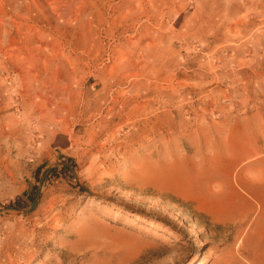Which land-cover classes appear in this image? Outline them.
Listing matches in <instances>:
<instances>
[{
	"label": "rangeland",
	"instance_id": "rangeland-1",
	"mask_svg": "<svg viewBox=\"0 0 264 264\" xmlns=\"http://www.w3.org/2000/svg\"><path fill=\"white\" fill-rule=\"evenodd\" d=\"M67 157L0 264H264V0H0V206Z\"/></svg>",
	"mask_w": 264,
	"mask_h": 264
},
{
	"label": "trees",
	"instance_id": "trees-1",
	"mask_svg": "<svg viewBox=\"0 0 264 264\" xmlns=\"http://www.w3.org/2000/svg\"><path fill=\"white\" fill-rule=\"evenodd\" d=\"M73 169V162L72 159L67 157L64 161L61 162L60 165L56 167H49L44 169V165L38 166L34 171L35 183L31 184L29 191L22 196H18L12 201L7 203H3L0 206V211L3 208H22L25 204L29 203V208L32 210L35 206L38 196H39V187L42 185L46 179L51 177H56L57 173H64L68 174Z\"/></svg>",
	"mask_w": 264,
	"mask_h": 264
},
{
	"label": "bare ground",
	"instance_id": "bare-ground-1",
	"mask_svg": "<svg viewBox=\"0 0 264 264\" xmlns=\"http://www.w3.org/2000/svg\"><path fill=\"white\" fill-rule=\"evenodd\" d=\"M55 9V8H54ZM56 12V11H55ZM25 38V37H24ZM106 51V50H105ZM97 57V56H96ZM60 58V57H59ZM98 58V57H97ZM66 59V58H65ZM64 59V60H65ZM69 60V59H68ZM30 63V62H29ZM28 64V63H27ZM25 65V64H24ZM23 66V65H22ZM79 67V66H78ZM28 68V67H27ZM26 68V69H27ZM24 71V70H23ZM76 75V74H75ZM77 79V78H76ZM85 79V78H84ZM4 110V109H3ZM130 110V109H129ZM118 114V113H117ZM258 151V149H255V151L254 152H257ZM235 180V183L238 185V186H240V182H238V178H235L234 179ZM251 182H252V184H254V185H263L262 183H264V177H255V178H252L251 179ZM244 184V183H243ZM241 187V186H240ZM257 204L259 205V209H261V204H260V202L259 201H257Z\"/></svg>",
	"mask_w": 264,
	"mask_h": 264
}]
</instances>
